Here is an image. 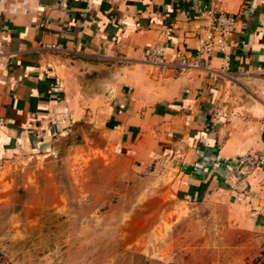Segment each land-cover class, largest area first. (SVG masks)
Here are the masks:
<instances>
[{
  "label": "crops",
  "instance_id": "0c3cea01",
  "mask_svg": "<svg viewBox=\"0 0 264 264\" xmlns=\"http://www.w3.org/2000/svg\"><path fill=\"white\" fill-rule=\"evenodd\" d=\"M209 10L235 20L224 53L182 72L149 61L156 45L191 59ZM0 117V159L88 123L152 180L147 197L156 181L159 204L264 231V167L237 164L264 154V0H0Z\"/></svg>",
  "mask_w": 264,
  "mask_h": 264
},
{
  "label": "rangeland",
  "instance_id": "374dc122",
  "mask_svg": "<svg viewBox=\"0 0 264 264\" xmlns=\"http://www.w3.org/2000/svg\"><path fill=\"white\" fill-rule=\"evenodd\" d=\"M106 146L91 124H66L0 159L1 264H264V231L222 206L159 204L156 181L147 197L152 180Z\"/></svg>",
  "mask_w": 264,
  "mask_h": 264
},
{
  "label": "built area",
  "instance_id": "2783aa9c",
  "mask_svg": "<svg viewBox=\"0 0 264 264\" xmlns=\"http://www.w3.org/2000/svg\"><path fill=\"white\" fill-rule=\"evenodd\" d=\"M210 22L203 30L199 38V47L196 49L195 55L189 59L185 56H177V62H166L164 50L160 45L153 46L148 52L150 62H153L161 67L171 66L177 68L180 72L187 69L195 68L199 65L200 60L204 56H209L210 53L218 51L224 53L226 41L234 30V18L222 11H208ZM170 32V29L167 30ZM4 125V119L0 117V127ZM240 174L245 177L252 174L256 170L264 167L263 153H246L237 159ZM5 254L0 252V264L3 261Z\"/></svg>",
  "mask_w": 264,
  "mask_h": 264
}]
</instances>
